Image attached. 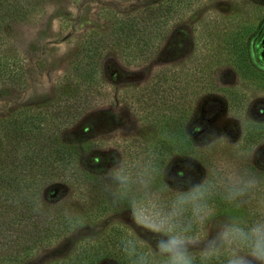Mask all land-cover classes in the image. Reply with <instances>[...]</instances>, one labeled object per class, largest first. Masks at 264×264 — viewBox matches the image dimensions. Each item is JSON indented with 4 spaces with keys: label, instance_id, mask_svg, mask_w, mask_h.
<instances>
[{
    "label": "rangeland",
    "instance_id": "rangeland-1",
    "mask_svg": "<svg viewBox=\"0 0 264 264\" xmlns=\"http://www.w3.org/2000/svg\"><path fill=\"white\" fill-rule=\"evenodd\" d=\"M160 1L0 0V118L24 106L63 101L65 94L73 100L72 69L85 39L106 33L110 13ZM185 11L143 60L127 61L117 42L103 49L86 100L59 130L62 142L78 143L69 173L75 179L46 182L26 205L8 207L0 198V260L12 253V264H68L79 241L101 244L115 230L125 232L127 209L105 197L100 171L116 149L132 159L153 147L156 117L168 110L179 113L195 145L208 132L218 135L209 153L196 148L188 155L198 174L218 160L239 164L238 154L253 149L257 157L248 166L264 180V136L251 142L244 136L253 123L264 124V0H200ZM236 33L246 44L249 76L235 68ZM261 201L264 186L241 211L256 218L264 212ZM218 203L219 213H226L228 207ZM72 217L76 222L68 227ZM51 225L61 236L49 243Z\"/></svg>",
    "mask_w": 264,
    "mask_h": 264
},
{
    "label": "clouds",
    "instance_id": "clouds-1",
    "mask_svg": "<svg viewBox=\"0 0 264 264\" xmlns=\"http://www.w3.org/2000/svg\"><path fill=\"white\" fill-rule=\"evenodd\" d=\"M217 139L208 132L196 148L207 154ZM121 152L100 171V187L127 209L120 240L127 264H264V212L250 218L241 211L264 186L248 166L256 150L239 153V164L218 160L203 175L179 150L167 159L151 146L132 159ZM218 201L229 211L220 214Z\"/></svg>",
    "mask_w": 264,
    "mask_h": 264
},
{
    "label": "trees",
    "instance_id": "trees-1",
    "mask_svg": "<svg viewBox=\"0 0 264 264\" xmlns=\"http://www.w3.org/2000/svg\"><path fill=\"white\" fill-rule=\"evenodd\" d=\"M195 2L200 0H162L130 13H110L106 33H91L85 39L83 56L72 69L75 75L73 85H76L75 92L78 93L73 96V100H67L68 95L65 94L63 101L51 99L49 104L24 106L9 116L0 118L2 204L8 207L26 205L46 182L55 179L71 182L75 179L69 173L75 169L78 143L62 142L59 130L66 126L63 122L69 116H76L81 107L80 99L86 100V88L93 87V82L97 79V58L103 49L108 44L117 42L127 61L143 60L160 44L175 17L179 14L185 16V10ZM234 45L237 52L236 71L249 76L246 44L239 33L234 37ZM155 125L158 135L153 147L162 158L175 155L176 150L180 154L189 155L196 149L194 139L186 130L179 113L172 110L162 112L157 115ZM244 136L247 142L259 140L264 136V124L253 123L245 129ZM218 202L217 205L220 206ZM68 221L69 227L76 222V218L72 217ZM124 233L121 229L115 230L101 244L89 240L79 241L77 251L73 258L70 257L68 264H98L107 259L117 264H127L120 248ZM60 236L61 233H56L55 226L51 225L45 238L51 243ZM29 249L26 247L23 252L27 253ZM15 259L12 253L3 255L0 264H12Z\"/></svg>",
    "mask_w": 264,
    "mask_h": 264
}]
</instances>
